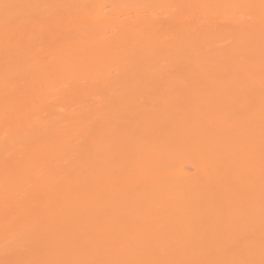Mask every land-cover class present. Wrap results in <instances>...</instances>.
Here are the masks:
<instances>
[{"label": "bare ground", "instance_id": "6f19581e", "mask_svg": "<svg viewBox=\"0 0 264 264\" xmlns=\"http://www.w3.org/2000/svg\"><path fill=\"white\" fill-rule=\"evenodd\" d=\"M0 264H264V0H0Z\"/></svg>", "mask_w": 264, "mask_h": 264}]
</instances>
